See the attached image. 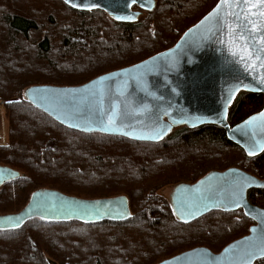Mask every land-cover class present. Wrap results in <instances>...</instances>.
<instances>
[{
  "label": "trees",
  "instance_id": "obj_1",
  "mask_svg": "<svg viewBox=\"0 0 264 264\" xmlns=\"http://www.w3.org/2000/svg\"><path fill=\"white\" fill-rule=\"evenodd\" d=\"M217 1L155 0L135 21L118 22L62 0H0V103L8 124L0 165L20 173L0 186V214L18 211L39 188L82 198L124 195L131 212L124 221L33 218L0 230V264H156L195 246L217 252L248 233L253 220L242 209L212 210L183 223L158 190L231 167L264 179V150L245 153L215 124L178 126L159 142L85 133L24 98L30 86L80 85L171 47ZM263 105V94L240 91L229 125ZM247 198L264 208V187L249 189Z\"/></svg>",
  "mask_w": 264,
  "mask_h": 264
},
{
  "label": "water",
  "instance_id": "obj_2",
  "mask_svg": "<svg viewBox=\"0 0 264 264\" xmlns=\"http://www.w3.org/2000/svg\"><path fill=\"white\" fill-rule=\"evenodd\" d=\"M72 3L65 4L83 11L103 10L118 22L135 21L143 11H151L155 6V0H138L135 4L132 0H72ZM220 3L218 0L171 47L161 52L80 85L30 86L24 90V98L58 123L85 133L159 142L178 126L215 124L245 153L260 154L264 150V119L260 117L264 105L233 126L229 125L227 114L240 91L261 93L264 97V67L260 66L264 60L261 51L264 45L260 43L264 31H252L248 22L251 19L259 27L264 18L258 12L264 9H249L243 0H227V6L221 7L217 15L214 10ZM252 3L256 0H249ZM249 12L257 15L246 19ZM230 29L236 34L235 45ZM241 35L253 53L251 61L241 52ZM18 177L17 170L0 165V186ZM261 187L264 179L236 167L209 172L193 183L174 185L169 202L174 215L183 223L212 210L242 209L254 224L246 235L218 252L197 246L156 264H253L264 258L259 254L264 249V208L251 204L247 198L249 189ZM235 200H239V207L235 206ZM130 216L124 195L82 198L39 188L21 209L0 214V230L18 229L33 218L95 223L124 221Z\"/></svg>",
  "mask_w": 264,
  "mask_h": 264
},
{
  "label": "snow or ice",
  "instance_id": "obj_3",
  "mask_svg": "<svg viewBox=\"0 0 264 264\" xmlns=\"http://www.w3.org/2000/svg\"><path fill=\"white\" fill-rule=\"evenodd\" d=\"M137 2H138V0H132L133 4H135ZM65 3H72V0H65ZM243 3L245 5H247L249 9H251V8H255V9H258V10L259 9H264V0H256V3H252V4H249V0H243ZM72 6L76 7V4L72 3ZM224 6H227V0H221V3L217 5V9H215L214 12L218 15L219 14V9L221 7H224ZM229 14L230 15H234L235 13H229ZM209 15L211 16L212 14L210 13ZM255 15H257V13L249 12L248 15H246L245 18L248 19L249 16H255ZM258 15H259V17L264 18V10H260L258 12ZM205 19L207 20L208 17H206ZM248 22L252 25V31H264V20L260 21V26L259 27L257 26V22H255V21H253L251 19H248ZM230 31L232 32V35L234 37L232 42L235 45V43H236V34H235L234 30L230 29ZM239 39L242 41V43L240 45V48H241V52H242L243 56L246 57L247 59H249V61H251L253 59V53L249 50V48L247 46V43H246V41H244L242 35L239 37ZM260 43L262 45H264V36L261 37ZM261 51H264V47L261 48ZM256 59L259 60L260 57L256 56ZM260 66L264 67V60H261ZM262 82H264V81H262ZM9 103H11V102H9ZM260 117L262 119H264V113H261ZM254 119L255 118H253V120ZM112 123H113V121L110 119L109 120V124H112ZM246 123H251V121H248ZM249 155H254V153L253 152H249ZM233 202H234L236 207L240 206L239 200H235ZM225 210H228V209L226 208ZM190 215H194V213H190ZM259 254L264 255V249H261Z\"/></svg>",
  "mask_w": 264,
  "mask_h": 264
},
{
  "label": "rangeland",
  "instance_id": "obj_4",
  "mask_svg": "<svg viewBox=\"0 0 264 264\" xmlns=\"http://www.w3.org/2000/svg\"><path fill=\"white\" fill-rule=\"evenodd\" d=\"M134 9H137V7ZM143 13V12H142ZM79 36L82 35L81 32H79ZM8 141V124L6 120V116L4 114V108L3 105L0 103V144H6ZM173 186L166 185L158 190V195L164 198H169L170 193L172 191Z\"/></svg>",
  "mask_w": 264,
  "mask_h": 264
},
{
  "label": "flooded vegetation",
  "instance_id": "obj_5",
  "mask_svg": "<svg viewBox=\"0 0 264 264\" xmlns=\"http://www.w3.org/2000/svg\"><path fill=\"white\" fill-rule=\"evenodd\" d=\"M134 7L136 8V6H134ZM134 7H133V9H134ZM253 224H254V221H253ZM249 228H250V227H249ZM248 232H249V231H248ZM245 235H246V234H245ZM243 236H244V235H243ZM241 237H242V236H241ZM239 238H240V237H239ZM236 239H237V238H236ZM234 240H235V239H234ZM232 241H233V240H232ZM227 244H228V243H227ZM195 247H197V246H195ZM204 247H205V246H204ZM223 247H224V246H223ZM223 247H222V248H223ZM193 248H194V247H193ZM222 248H221V249H222ZM190 249H191V248H190ZM208 249H209V248H208ZM221 249H220V250H221ZM187 250H188V249H187ZM220 250H219V251H220ZM182 252H183V251H182ZM212 252H213V251H212ZM217 252H218V251H217ZM258 260H259V259H258ZM256 261H257V260H256ZM254 262H255V261H254Z\"/></svg>",
  "mask_w": 264,
  "mask_h": 264
}]
</instances>
